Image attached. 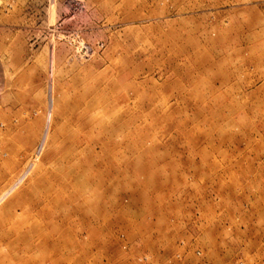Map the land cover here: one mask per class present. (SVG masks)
<instances>
[{
    "label": "rangeland",
    "instance_id": "rangeland-1",
    "mask_svg": "<svg viewBox=\"0 0 264 264\" xmlns=\"http://www.w3.org/2000/svg\"><path fill=\"white\" fill-rule=\"evenodd\" d=\"M0 264H264V0H0Z\"/></svg>",
    "mask_w": 264,
    "mask_h": 264
}]
</instances>
